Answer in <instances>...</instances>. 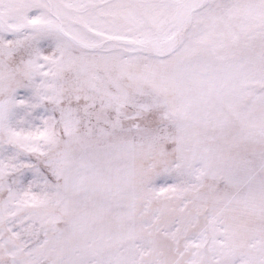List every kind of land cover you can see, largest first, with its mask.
<instances>
[{
  "label": "snow or ice",
  "instance_id": "snow-or-ice-1",
  "mask_svg": "<svg viewBox=\"0 0 264 264\" xmlns=\"http://www.w3.org/2000/svg\"><path fill=\"white\" fill-rule=\"evenodd\" d=\"M0 264H264V0H0Z\"/></svg>",
  "mask_w": 264,
  "mask_h": 264
}]
</instances>
